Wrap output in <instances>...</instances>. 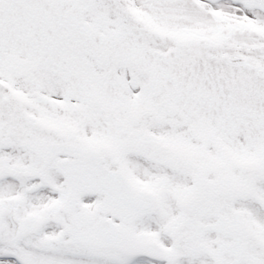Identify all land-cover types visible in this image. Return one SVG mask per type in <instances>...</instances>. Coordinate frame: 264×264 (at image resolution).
Listing matches in <instances>:
<instances>
[{
  "label": "snow or ice",
  "instance_id": "6c2138e0",
  "mask_svg": "<svg viewBox=\"0 0 264 264\" xmlns=\"http://www.w3.org/2000/svg\"><path fill=\"white\" fill-rule=\"evenodd\" d=\"M0 264H264V0H0Z\"/></svg>",
  "mask_w": 264,
  "mask_h": 264
}]
</instances>
